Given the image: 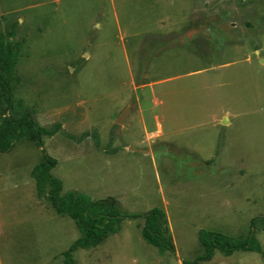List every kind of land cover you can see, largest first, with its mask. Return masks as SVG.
<instances>
[{
	"label": "rangeland",
	"instance_id": "1",
	"mask_svg": "<svg viewBox=\"0 0 264 264\" xmlns=\"http://www.w3.org/2000/svg\"><path fill=\"white\" fill-rule=\"evenodd\" d=\"M13 32L0 124L29 113L60 128L0 151V264H64L81 237L37 190L45 156L63 193L125 217L76 264H264V0H0V41ZM153 209L174 252L142 237ZM200 231L252 233L261 253L196 263Z\"/></svg>",
	"mask_w": 264,
	"mask_h": 264
},
{
	"label": "trees",
	"instance_id": "2",
	"mask_svg": "<svg viewBox=\"0 0 264 264\" xmlns=\"http://www.w3.org/2000/svg\"><path fill=\"white\" fill-rule=\"evenodd\" d=\"M14 35V32L10 33L0 41V88L7 93L9 109L14 108V99L7 79L14 77L18 60ZM59 128L60 125H57L52 131H47L40 127L29 113H24L19 118L5 117L0 124V151H10L22 136H27L42 145V136H52ZM56 165L55 159L45 156L44 160L33 169L32 177L38 192H46L57 213L61 216H69L80 230L81 237L63 254L64 264H76L73 257L76 250L99 246L109 235L119 231V224L125 217L114 210L111 201L108 203L93 201L90 197L75 191L63 193L62 182L51 174V170ZM144 219L143 239L161 253L174 252L165 213L160 209H153L144 216ZM199 242L205 249V255L196 263L200 260H211L216 251L222 252L225 256H231L236 251L261 253L260 246L252 233L245 240H232L217 233L200 231Z\"/></svg>",
	"mask_w": 264,
	"mask_h": 264
},
{
	"label": "water",
	"instance_id": "3",
	"mask_svg": "<svg viewBox=\"0 0 264 264\" xmlns=\"http://www.w3.org/2000/svg\"><path fill=\"white\" fill-rule=\"evenodd\" d=\"M128 112H129V110H126V111H124V113H122V114L120 115V117H119V119H118V121H117L118 124H123L125 118H126L127 115H128ZM130 151H134V152H135V151H137V150H135V149H133V148H130ZM138 152H140V153H142V154H148V150H139Z\"/></svg>",
	"mask_w": 264,
	"mask_h": 264
},
{
	"label": "crops",
	"instance_id": "4",
	"mask_svg": "<svg viewBox=\"0 0 264 264\" xmlns=\"http://www.w3.org/2000/svg\"><path fill=\"white\" fill-rule=\"evenodd\" d=\"M130 115V112H128V115H127V117L125 118V120H124V122L123 123H125V121L128 119V116Z\"/></svg>",
	"mask_w": 264,
	"mask_h": 264
}]
</instances>
